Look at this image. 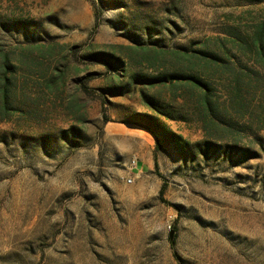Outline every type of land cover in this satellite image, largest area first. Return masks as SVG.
Segmentation results:
<instances>
[{
	"label": "rangeland",
	"instance_id": "rangeland-1",
	"mask_svg": "<svg viewBox=\"0 0 264 264\" xmlns=\"http://www.w3.org/2000/svg\"><path fill=\"white\" fill-rule=\"evenodd\" d=\"M263 21L264 0H0V264H264V130L227 108L221 70L242 131L207 134L197 90L132 78L195 71ZM157 120L186 153L166 135L156 152Z\"/></svg>",
	"mask_w": 264,
	"mask_h": 264
},
{
	"label": "trees",
	"instance_id": "trees-1",
	"mask_svg": "<svg viewBox=\"0 0 264 264\" xmlns=\"http://www.w3.org/2000/svg\"><path fill=\"white\" fill-rule=\"evenodd\" d=\"M120 3L125 7L128 6L127 2L120 1ZM6 25L1 26L6 30L10 29V26ZM21 26L22 24H18L17 28ZM229 33L230 36L223 39L218 48L207 46L195 51L196 55L192 56L201 62V67L199 66L195 71L161 72L157 76L136 73L132 78L136 82L152 86L182 85L189 90H197L202 99L200 112L203 129L207 134L220 130L242 131L243 128L236 129L234 123L226 121L224 110L214 93L216 87L212 77L205 71L207 68L221 70L223 76L218 79L221 81V90L227 96V108H230L236 117L255 124L258 130H264V73L262 72L264 70V21L257 26L251 37L244 36L237 29ZM103 57L99 59L113 61L111 55L103 54ZM248 63H252L254 66L250 67ZM10 67L8 55L4 54L0 67V113L5 118L10 113L9 97L12 84L11 78L8 76ZM214 82L217 80L214 79ZM143 97L151 109L165 113L161 110L163 106L160 108L153 96L145 95ZM104 121H109L105 112ZM222 124H226V126L223 127ZM141 126L155 135L156 152L163 147V135H166L174 143L178 151L187 152L190 143L184 140L183 136L170 131L160 120H157V126L163 128L164 133H160L156 126L146 124ZM156 155L155 153V157ZM155 166L158 168L157 159ZM171 243L174 245L173 239H171Z\"/></svg>",
	"mask_w": 264,
	"mask_h": 264
},
{
	"label": "built area",
	"instance_id": "built-area-1",
	"mask_svg": "<svg viewBox=\"0 0 264 264\" xmlns=\"http://www.w3.org/2000/svg\"><path fill=\"white\" fill-rule=\"evenodd\" d=\"M129 182H132V180L130 179Z\"/></svg>",
	"mask_w": 264,
	"mask_h": 264
},
{
	"label": "water",
	"instance_id": "water-1",
	"mask_svg": "<svg viewBox=\"0 0 264 264\" xmlns=\"http://www.w3.org/2000/svg\"><path fill=\"white\" fill-rule=\"evenodd\" d=\"M172 238H173V234H172Z\"/></svg>",
	"mask_w": 264,
	"mask_h": 264
}]
</instances>
